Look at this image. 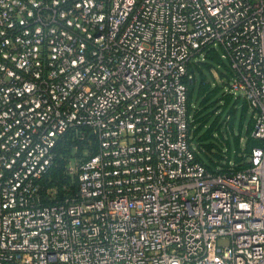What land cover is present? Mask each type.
Instances as JSON below:
<instances>
[{
    "label": "built area",
    "instance_id": "2783aa9c",
    "mask_svg": "<svg viewBox=\"0 0 264 264\" xmlns=\"http://www.w3.org/2000/svg\"><path fill=\"white\" fill-rule=\"evenodd\" d=\"M216 48L262 144L240 171L191 142ZM0 264H264V0H0Z\"/></svg>",
    "mask_w": 264,
    "mask_h": 264
},
{
    "label": "trees",
    "instance_id": "16d2710c",
    "mask_svg": "<svg viewBox=\"0 0 264 264\" xmlns=\"http://www.w3.org/2000/svg\"><path fill=\"white\" fill-rule=\"evenodd\" d=\"M219 62L216 51L206 50L204 62H193L187 67V74L191 78L187 82L188 110L192 118L191 142L197 151V159L206 164L203 165L209 171L226 172L229 164H232L233 171H240L249 166L247 162L252 148L262 144L251 137L254 129L252 116L244 137L241 135L244 115L250 110L247 103L242 102V117L237 120L236 104L239 98H232L224 91L227 82L217 85L211 75V79L205 76L204 71L210 74L212 64ZM72 136L73 132L68 133L58 143L55 163L41 183L44 190H56V199L62 198L63 187L69 188L72 181L65 173V160L70 156L72 148L79 144ZM78 150L82 148L78 147Z\"/></svg>",
    "mask_w": 264,
    "mask_h": 264
},
{
    "label": "rangeland",
    "instance_id": "374dc122",
    "mask_svg": "<svg viewBox=\"0 0 264 264\" xmlns=\"http://www.w3.org/2000/svg\"><path fill=\"white\" fill-rule=\"evenodd\" d=\"M216 52L219 56L220 62L218 64H216V63L212 64L210 74L206 71H204V74L208 79H211V76H212L213 81L217 85H221V83L227 82V84L223 88L224 91L226 92L228 90V84L230 81L229 63H228V60L223 57V53H222L220 48H216ZM191 63H193V62L191 61ZM191 63H189V64H191ZM235 99H237V98H235ZM242 102H243V99L239 98V101L236 104V118H237V120H239V118L242 117L241 116V110H240ZM251 116H252L251 110H248V112L244 115L243 127L241 129V135L243 137L245 135L246 127L248 125V122L251 119ZM76 155H80L82 158H86L89 155V150L87 151L85 148H82V150H77ZM204 165H206V164H204Z\"/></svg>",
    "mask_w": 264,
    "mask_h": 264
}]
</instances>
